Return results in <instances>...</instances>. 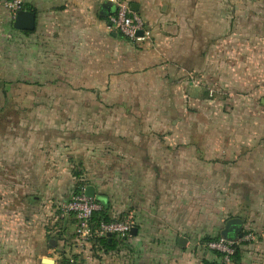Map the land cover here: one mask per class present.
<instances>
[{"label":"crops","instance_id":"1","mask_svg":"<svg viewBox=\"0 0 264 264\" xmlns=\"http://www.w3.org/2000/svg\"><path fill=\"white\" fill-rule=\"evenodd\" d=\"M125 1L149 32L140 43L109 28L100 0H26L32 31L0 2V91L10 77L29 94L75 93L47 108L153 110L144 131L98 138L95 155L48 139L18 152L0 136V264H221L205 244L234 219L252 237L240 264H264V116L252 112L264 107V0ZM75 159L92 172L75 179ZM79 184L135 235L80 252L74 219L57 220Z\"/></svg>","mask_w":264,"mask_h":264},{"label":"rangeland","instance_id":"2","mask_svg":"<svg viewBox=\"0 0 264 264\" xmlns=\"http://www.w3.org/2000/svg\"><path fill=\"white\" fill-rule=\"evenodd\" d=\"M20 85L18 86L8 77L3 82L2 91H0V136L4 135V144L6 146L14 142L18 152L21 149L29 152L35 151L38 145L44 144V140L48 139L63 142L64 145L53 146L56 149L63 147V149L75 152L79 151L81 146H88L85 150L91 152L90 155H95L97 149L107 150V143L99 142V147L95 145V141L98 138L102 141L111 133L117 132L120 134L125 132V130L129 131L131 128L136 127L138 128L137 131H144L141 115L145 113L144 117H148L153 111L135 108L82 110L67 106L47 108L45 105H48L49 96L55 102L63 103L68 101V105L75 104L71 102L76 100L75 93L29 94L26 91V87H22L23 84ZM131 95L134 96L133 94ZM261 97L264 98V91L261 93ZM232 111L231 109H222L224 115H230ZM252 112L253 117L259 119V123L262 126L260 118L264 116V107H259L258 113H255L254 110ZM241 113H243L242 110ZM94 117H97L96 121H93ZM69 145L72 146L70 147ZM39 149L41 148L37 147V151ZM85 155L87 154L85 153ZM87 160L88 168H90L89 163L93 159L92 157L88 159L86 157L84 161ZM100 161L106 162L103 158ZM83 164V162H79L76 159L72 161L73 168L71 173L77 180L81 179L83 175L89 174V171L92 172L86 167L83 168ZM96 164L99 163L94 158L92 165L96 166ZM96 203L98 204V202ZM98 242L99 240L95 239L90 246L98 247Z\"/></svg>","mask_w":264,"mask_h":264},{"label":"built area","instance_id":"3","mask_svg":"<svg viewBox=\"0 0 264 264\" xmlns=\"http://www.w3.org/2000/svg\"><path fill=\"white\" fill-rule=\"evenodd\" d=\"M26 0H0L3 7L8 12L10 19L14 21L17 12L23 11ZM111 4L113 10L107 16L109 28L120 34L131 43H140L149 36V32L144 29V23L141 18L130 10L125 0H100ZM138 31L142 36H137ZM100 207L94 198L85 195L82 189L76 195L72 194L67 200L59 204L57 209V220H63L69 216L74 219V244L75 247L83 252L95 239L114 237L118 241H123L129 237L132 225L128 221L111 220L109 222H100L97 227L92 225L93 213L99 211ZM252 240L250 233L242 234L241 238L235 241H229L223 238L209 241L205 247L221 255V264H232L231 257L234 254L235 246L242 242Z\"/></svg>","mask_w":264,"mask_h":264},{"label":"water","instance_id":"4","mask_svg":"<svg viewBox=\"0 0 264 264\" xmlns=\"http://www.w3.org/2000/svg\"><path fill=\"white\" fill-rule=\"evenodd\" d=\"M105 8L108 7V13H110L111 4L107 3L104 5ZM13 28L19 31H32L34 29V15L31 12L19 11L17 12L15 19L13 21ZM137 36H142V32L138 31ZM85 195L94 198V190L92 187H87L85 190ZM242 222L238 219L231 220L227 223V226L222 234V238L235 241L241 238ZM131 235H135V228L130 231ZM110 238V234L107 235ZM182 241V239H180ZM50 244L55 245L54 240H50ZM44 264H49L50 260L44 259Z\"/></svg>","mask_w":264,"mask_h":264},{"label":"trees","instance_id":"5","mask_svg":"<svg viewBox=\"0 0 264 264\" xmlns=\"http://www.w3.org/2000/svg\"><path fill=\"white\" fill-rule=\"evenodd\" d=\"M117 35L119 37L123 38L120 34L117 33ZM79 186H80V184L76 186V188L74 189L72 194L76 195L80 192ZM109 221H111V219H109V217L107 216V214L104 211H96L93 213V216H92L93 227H97L100 222H109ZM99 241H100L101 245L103 247H106V248H112L114 245L113 241L111 239H108V238H102ZM234 250H235L234 254L231 257L232 264H240V255H241L240 247L235 246ZM218 255L221 256L220 254H218Z\"/></svg>","mask_w":264,"mask_h":264}]
</instances>
